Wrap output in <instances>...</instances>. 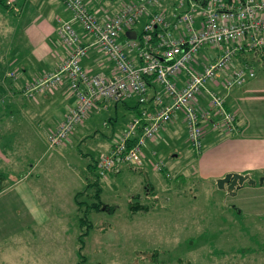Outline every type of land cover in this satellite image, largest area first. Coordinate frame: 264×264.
<instances>
[{
	"label": "rangeland",
	"instance_id": "1",
	"mask_svg": "<svg viewBox=\"0 0 264 264\" xmlns=\"http://www.w3.org/2000/svg\"><path fill=\"white\" fill-rule=\"evenodd\" d=\"M5 1L11 6L15 2ZM91 1L95 9L106 7L107 10L99 9L98 12L109 15L125 0ZM1 10L0 68L3 70H0V91L13 88L25 98V76L22 77L21 70H17L14 65L6 63L9 55L20 51L15 48L23 46V33L15 27L18 16L14 8V13ZM253 67L256 75L254 80L264 82L263 63L255 62ZM104 103L99 105L103 106ZM113 104L106 103L105 108L90 111V121L85 119L82 125L85 126L83 132L86 134L83 141L75 142L72 137V141L65 145L47 147L40 159L38 154L43 148L42 135L37 130L26 128L23 120H14L12 125L23 140H19L20 143L16 145V159L24 166L26 151L30 158L38 155L33 159L40 163L37 169L56 172L52 179L57 183L61 181L58 194L62 207L56 211L49 209V224L28 227L35 239L25 241L23 222L16 223L12 228L9 226L7 232L2 233L3 230H0V264H75L80 260L77 236L85 232L86 225L78 223L80 210H76L75 205L70 209L71 197L73 192L84 187V178L87 183L94 179L88 167L86 174L85 171L82 173L80 168L83 163L90 162L93 157L96 159L101 154L102 144L121 134L128 114L125 109H118L117 116L110 122V117L115 114L110 115ZM118 104L126 109L131 105L127 100L124 104ZM12 116L1 113L0 109L1 124ZM117 119L119 125L112 126L117 123ZM176 128L175 137H164L166 142L161 144L167 145L161 154L158 151L157 155L165 163V168L160 172L153 165L155 155L148 153L149 162L141 169L121 163L116 172L113 169L105 177H100V198L105 205L104 209H88L86 212L91 227L83 236L84 247L80 252L83 259L80 264H264V181L259 183L258 175H255L256 184H244L235 189L233 194L218 188L215 178L203 176L198 170L197 157L201 149L195 151L186 141L182 126ZM251 129V133H258ZM0 130L3 132V129ZM208 130L222 136L225 134L224 137L235 132V129L229 132L225 128L206 124L204 133ZM13 139L9 135L3 138L9 146ZM219 140L205 141L203 146L216 150ZM151 151L154 149L151 148ZM37 179L43 182L47 178L40 174ZM7 180L5 175L0 191L6 187ZM79 198L93 200L90 191ZM130 202L145 204L148 210L132 212L128 206ZM6 204L0 199L3 214ZM44 228L47 238L43 240L39 233ZM5 233L6 237L2 238Z\"/></svg>",
	"mask_w": 264,
	"mask_h": 264
},
{
	"label": "built area",
	"instance_id": "2",
	"mask_svg": "<svg viewBox=\"0 0 264 264\" xmlns=\"http://www.w3.org/2000/svg\"><path fill=\"white\" fill-rule=\"evenodd\" d=\"M61 1L71 13L69 20L56 18L67 54L54 71L25 80L28 97L64 82L74 97L50 132L49 147L61 145L92 109L131 98L140 103V112L130 115L109 150L96 158L102 178L121 163L149 162L145 146L177 118L195 151L202 147L206 124L236 130L222 94L255 74L253 65L236 62V52L262 61L264 0H131L103 19L89 12L84 0ZM163 1L165 12L157 11ZM130 29L136 38L124 34ZM91 46L110 61V73L84 67ZM138 126L142 131L130 141ZM153 165L160 169L162 161Z\"/></svg>",
	"mask_w": 264,
	"mask_h": 264
},
{
	"label": "crops",
	"instance_id": "3",
	"mask_svg": "<svg viewBox=\"0 0 264 264\" xmlns=\"http://www.w3.org/2000/svg\"><path fill=\"white\" fill-rule=\"evenodd\" d=\"M13 8L18 16L14 23L15 27L16 29H21V33H23L21 36L23 46L15 48L17 50L20 49V51H14L13 54L9 55L6 63L14 65L17 70H21L20 72L23 75L22 77L25 76V80H35L43 73L54 71L63 57L66 56L67 49L63 47L60 41L56 18L69 20L71 19V13L59 0H15L11 9H4L0 6V10L2 9L1 11L3 12L14 13ZM82 63L91 72L102 71L106 74L110 73V61L95 46H91L88 56ZM255 77L256 75L250 77L241 85L224 90L222 95L225 107L234 113L236 130L227 137H224L225 134L224 136L219 134V136L212 130L205 132L203 144L205 141L220 140L218 143L219 147L217 146L218 149L216 150L205 149L202 144L201 152L197 157V167L203 176L216 179L223 176L226 172H239L248 173L255 178V175L259 177L264 174V82L254 80ZM19 92L13 88L0 91L1 113H6L9 116H12L11 114L17 115L12 116V118L6 117L8 119H5L2 124L0 121V129H3V132L0 130V172L4 173L8 179V186L6 185L0 191V199L8 203L4 206V209H6L5 214L2 213L3 209L0 210V230H3L2 233L7 232L9 226L12 228L16 223L23 222L26 231L25 241H29L35 238L31 236L33 232L28 227L31 225L41 227L49 224L51 219L49 209L53 208L56 211L61 210L62 207L60 195L58 194L61 181L59 180L57 183L52 179L53 173L56 172L41 168L37 169L40 163L33 159L38 155V159H40L45 150L51 148L48 146V136L72 105L74 97L67 90L65 82L54 88L35 92L34 95L29 97L25 95V98ZM199 101L204 103L202 96ZM111 107L113 108L110 115L115 113L113 116H117V111L121 108L122 110L125 109L128 115L131 112L130 109H126L122 104H113ZM128 115L125 117L127 119L123 128L131 114ZM89 118H91V114L85 119L90 121ZM14 120H23L26 128L37 130L42 135L43 148H41L38 155L30 158L25 151V167L22 164L20 165L19 160L16 159L17 154L15 152L18 153L16 145L20 141L23 142V140L14 129L16 127L12 125ZM119 122L117 119V123L110 124L115 126L119 125ZM84 123L83 121L76 125L70 135L58 147L72 141V137L75 142L76 140L83 141V137L86 135L83 132L85 126L82 127ZM179 125L182 126V123L177 118L163 129L164 133L160 134L158 140L148 146L150 148L154 147L161 154V150L165 149L164 146L167 145L161 144L166 142L164 137L167 136L168 139L175 137L176 127ZM251 128L258 133H251ZM8 135L11 139L15 138L13 143L11 142L12 140L10 141L11 146L3 140ZM111 140H113V137L106 144H102L101 153L109 150ZM45 141L47 143L46 147ZM88 163H83L80 168L82 173L85 171L86 174ZM117 170L118 168L114 169L115 172ZM78 172L80 171L78 170ZM40 174H42V177L46 176L47 179L43 182L41 180L38 181L37 178L40 177ZM86 183V178H84V186ZM244 184L247 183L244 182L240 187H243ZM74 194L73 192L70 209L75 205L74 207L77 210ZM7 195H10V198ZM6 234H3L2 238L6 237ZM39 234L43 240L47 238L45 228Z\"/></svg>",
	"mask_w": 264,
	"mask_h": 264
},
{
	"label": "trees",
	"instance_id": "4",
	"mask_svg": "<svg viewBox=\"0 0 264 264\" xmlns=\"http://www.w3.org/2000/svg\"><path fill=\"white\" fill-rule=\"evenodd\" d=\"M59 1L65 7V4L61 0H59ZM128 1H131V0H125L124 2H121V4L119 5L118 9H116V11H114L113 13H111L109 15L108 14H105L103 12H98L99 9H103V10H107V9H106V7L104 8L103 6H99L100 8L95 9V5L92 3L91 0H84V4H85L86 9L89 12L93 13L95 16H97V18L103 19V18H110L111 16L115 15L118 12V10L120 9V7L124 3L128 2ZM196 1L203 2V0H196ZM103 4L104 3H102L101 5H103ZM0 6H2V8H4V9H8V8L11 9V5H9L8 3H6L5 0H0ZM165 6H166V1H163V2H161V5L158 6L159 9L156 8V10L157 11L158 10H161V11H164L165 12V8H164ZM162 8H163V10H162ZM137 28H139V27L137 26ZM77 29H79V28H77ZM156 30H157V28L154 29L153 33H155ZM124 34H125V32H124ZM139 36H140V34H139ZM243 55H246L245 60L243 59ZM235 56H236L235 57L236 62H241V63L246 62L249 65H253L255 62H262L263 65H264V46H263V54H262V57H261L262 61H257V59H255L252 54L244 53V52H241V51L240 52H236ZM0 70H3V69L0 68ZM254 72H255V70H254ZM1 73L2 72L0 71V75H1ZM127 102H130V104H131L130 105V108H129L131 110V112H129V115L130 114L131 115L132 114H135V115L139 114V112H140V103L136 99H132V98L131 99H128ZM118 103H123L124 104V103H126V100L119 101V102H114V105H117ZM113 117L114 116H112V118H110L109 121L112 122V120H114ZM141 131H142V127L141 126H138L137 127V130H136V136H132V138L130 139V141H134L137 138V134L140 133ZM162 131L159 132L158 136H160V134H161ZM111 142H113V140ZM150 144H152V141L147 143V145L145 146V150H144L145 153H146V155H147V157L149 156L148 153H151V148L148 146ZM153 149L155 151V154H154L155 155V159L162 161L161 168L160 169H156V170H158L160 172V170H162V169L165 168L164 167V164L165 163L158 156L159 155L158 151L154 147H153ZM91 159L92 160L87 164V167H88V170L90 171V174L94 177V179H93V181L86 183L85 186L81 190L76 191L75 194H74V202H75V204L77 206V209L80 210V214L78 215V223L81 226H83L84 224L86 225L85 232H83V233L81 232L77 236V252H78V257H79L80 260L77 261L75 264H80V261L83 259V255L80 253L81 250L84 247L83 236L85 234H87V232L89 230L88 228L91 227V222L88 221V219L86 217V212L88 211V209H92V210H101V209H104L103 206L105 205V203H103L102 200H101V198H100V191H101V185L100 184H101V182H100V176L96 173V170H95V162H96V159L94 157L91 158ZM127 166H130V165H127ZM141 167H138V168L141 169ZM4 179H5V174L2 173V172H0V188L3 186ZM87 191H90L91 192V199L93 198L92 201H86V200L84 201L83 199H80L79 198L80 196L85 195L87 193ZM128 206H129V209L132 212H137L139 210H141V211H147L148 210V206L147 205H145V204H139L138 202H135V203H131L130 202L128 204ZM81 210H82V212H81ZM83 211H84V213H83Z\"/></svg>",
	"mask_w": 264,
	"mask_h": 264
},
{
	"label": "water",
	"instance_id": "5",
	"mask_svg": "<svg viewBox=\"0 0 264 264\" xmlns=\"http://www.w3.org/2000/svg\"><path fill=\"white\" fill-rule=\"evenodd\" d=\"M125 35L129 38H136L137 32L135 29L125 31ZM264 181V175L258 177V182ZM254 185L256 184L255 178L251 177L248 173L239 172H226L223 176L215 179L216 186L225 189L227 192L233 194L235 189L239 188L243 183Z\"/></svg>",
	"mask_w": 264,
	"mask_h": 264
}]
</instances>
